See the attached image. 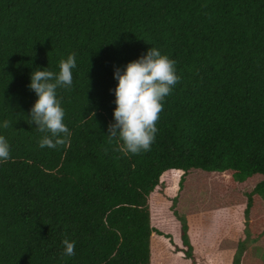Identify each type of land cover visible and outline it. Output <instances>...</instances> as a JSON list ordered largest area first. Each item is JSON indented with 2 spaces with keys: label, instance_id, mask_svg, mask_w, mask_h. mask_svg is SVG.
<instances>
[{
  "label": "trees",
  "instance_id": "obj_1",
  "mask_svg": "<svg viewBox=\"0 0 264 264\" xmlns=\"http://www.w3.org/2000/svg\"><path fill=\"white\" fill-rule=\"evenodd\" d=\"M151 47L180 80L125 155L114 71ZM73 53L69 143L41 149L31 75ZM0 135V264H264V0H0Z\"/></svg>",
  "mask_w": 264,
  "mask_h": 264
},
{
  "label": "clouds",
  "instance_id": "obj_2",
  "mask_svg": "<svg viewBox=\"0 0 264 264\" xmlns=\"http://www.w3.org/2000/svg\"><path fill=\"white\" fill-rule=\"evenodd\" d=\"M176 62L167 55L151 47L138 60L129 62L123 72L119 68L114 71V79L118 81L114 90L115 109L114 124L108 127L109 141L118 140L119 151L125 155L140 154L150 151L155 140L159 114L163 111L165 97L172 93L179 82L176 75ZM77 67L75 54L59 62V72L47 69L35 70L31 75L29 89L38 99L30 111V122L35 124L39 133L43 134L39 141L41 149H55L67 145L71 132L64 123L65 110L61 100L57 98V89H71L73 72ZM95 116V112L90 114ZM2 127H11V122L3 121ZM11 157L10 145L0 135V162H8ZM62 256L75 255L76 241L65 238L62 241Z\"/></svg>",
  "mask_w": 264,
  "mask_h": 264
},
{
  "label": "rangeland",
  "instance_id": "obj_3",
  "mask_svg": "<svg viewBox=\"0 0 264 264\" xmlns=\"http://www.w3.org/2000/svg\"><path fill=\"white\" fill-rule=\"evenodd\" d=\"M250 240V239H249ZM156 264H186L184 260L179 258L164 257L157 261Z\"/></svg>",
  "mask_w": 264,
  "mask_h": 264
}]
</instances>
